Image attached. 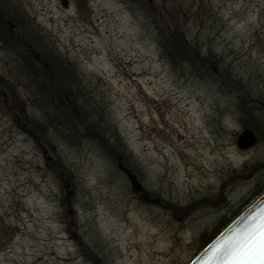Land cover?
I'll list each match as a JSON object with an SVG mask.
<instances>
[{
	"label": "rangeland",
	"instance_id": "rangeland-1",
	"mask_svg": "<svg viewBox=\"0 0 264 264\" xmlns=\"http://www.w3.org/2000/svg\"><path fill=\"white\" fill-rule=\"evenodd\" d=\"M204 1L215 15L189 19L185 30L213 50L212 73L229 64L243 80V105L212 78L171 65L154 27L121 0H0L36 52L76 68L85 109L116 123L146 196L95 137L69 144L46 131L38 144L0 101V264H188L264 190V0ZM13 56L0 45V75L45 130V102L11 76ZM249 122L258 141L239 149Z\"/></svg>",
	"mask_w": 264,
	"mask_h": 264
},
{
	"label": "trees",
	"instance_id": "trees-1",
	"mask_svg": "<svg viewBox=\"0 0 264 264\" xmlns=\"http://www.w3.org/2000/svg\"><path fill=\"white\" fill-rule=\"evenodd\" d=\"M121 1L131 8L139 10L142 17L154 27L161 52L171 65L187 66L188 72L192 75L212 78L224 92L234 94L238 98L239 105H243L247 101L249 92L246 85L241 78L233 74L230 65L224 66L218 75L212 73L208 69V64L212 59H215L213 50L204 45L199 37L191 36L185 30L184 25L189 19L201 22L200 20L205 14L215 15L213 8L204 0ZM0 45L4 52L14 55L15 68H13L11 76L16 80L26 82L29 98L32 97L34 101L42 100L46 105L43 109V116L48 121L46 129H37L39 127L33 125L30 120L26 100L22 99L18 90L15 89L16 85L9 83L6 75H0L1 104L3 103L10 112L16 113L14 120L20 119L21 123L19 124V121L17 124L23 129V132L33 136L38 144L48 141L46 138L48 133L45 135L46 131H58L55 134L62 135L67 140L70 139L69 144H78L88 138L95 137L98 142L105 145L116 166L119 158L124 165L131 169L129 165L131 152L116 123L106 119L100 112L85 109L84 95L78 87L76 68L70 67L62 58L55 62L36 52L23 32L12 27L1 2ZM257 108L250 107L249 114L252 115L251 110H258ZM248 125L256 131L255 125L251 122ZM49 147L53 146L49 144ZM45 158L46 161L49 160L48 157L45 156ZM54 160L52 168L61 182L64 200L70 202L73 191L67 168L59 155H56ZM118 170L123 174L119 168ZM263 192L264 190L256 194L242 210ZM242 210L235 212L230 219L222 223L212 236L204 241L200 250Z\"/></svg>",
	"mask_w": 264,
	"mask_h": 264
},
{
	"label": "water",
	"instance_id": "water-1",
	"mask_svg": "<svg viewBox=\"0 0 264 264\" xmlns=\"http://www.w3.org/2000/svg\"><path fill=\"white\" fill-rule=\"evenodd\" d=\"M63 6L68 4V0H61ZM38 57V56H37ZM258 138L255 132L245 127L238 133L235 143L239 149H246L256 144ZM117 166L129 181L130 188L134 193L145 194V189L138 179L136 173L117 159ZM264 223V192L260 194L249 206L232 219L222 230H220L193 258L188 264H224L223 253H213L221 245H234L241 239L251 225Z\"/></svg>",
	"mask_w": 264,
	"mask_h": 264
},
{
	"label": "snow or ice",
	"instance_id": "snow-or-ice-1",
	"mask_svg": "<svg viewBox=\"0 0 264 264\" xmlns=\"http://www.w3.org/2000/svg\"><path fill=\"white\" fill-rule=\"evenodd\" d=\"M224 255V264H264V223H255L234 245L219 246L213 253Z\"/></svg>",
	"mask_w": 264,
	"mask_h": 264
},
{
	"label": "flooded vegetation",
	"instance_id": "flooded-vegetation-1",
	"mask_svg": "<svg viewBox=\"0 0 264 264\" xmlns=\"http://www.w3.org/2000/svg\"><path fill=\"white\" fill-rule=\"evenodd\" d=\"M140 195H141V198H145V199H146V196H145V194H144V195L140 194Z\"/></svg>",
	"mask_w": 264,
	"mask_h": 264
}]
</instances>
